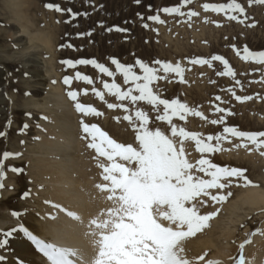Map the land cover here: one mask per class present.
Listing matches in <instances>:
<instances>
[{"label":"rangeland","instance_id":"rangeland-1","mask_svg":"<svg viewBox=\"0 0 264 264\" xmlns=\"http://www.w3.org/2000/svg\"><path fill=\"white\" fill-rule=\"evenodd\" d=\"M28 54L40 60L46 78L48 92L40 97L33 96ZM55 89L72 112L64 115L74 121L75 155L95 191L104 189L110 163L97 154L102 142L93 132H81L92 124L134 150L137 161H125L130 174L139 163L150 165L144 159L169 137L195 154L190 172L197 184L211 182V165L242 171L210 187L213 202L188 196L187 221L204 218L202 233L197 223L189 225L198 238L221 212L213 203L231 201L243 185L264 186V0H0V224L32 208L36 180L29 152L57 133L54 119L62 109ZM126 154L112 157L111 166ZM249 215L228 246L221 242L228 252L244 241L235 259L264 228V213ZM11 227L0 230V251L9 237L2 231ZM207 258L208 264L223 260Z\"/></svg>","mask_w":264,"mask_h":264},{"label":"bare ground","instance_id":"bare-ground-1","mask_svg":"<svg viewBox=\"0 0 264 264\" xmlns=\"http://www.w3.org/2000/svg\"><path fill=\"white\" fill-rule=\"evenodd\" d=\"M22 36V34L15 36L17 44H20L21 40H23L21 38ZM36 39L40 40L39 38ZM42 42H44L45 45H50L48 37H44ZM26 60L29 64L31 63L29 74L31 78H33V96L40 97L43 92H48V88H46V78L42 76L40 71V60L36 58L35 55L29 54ZM55 90L58 94H56L54 98L57 97L59 103L61 102V105H63H56L57 109H62V111L58 109L56 118L54 119L55 126L53 125V130L55 129L57 133L51 132L52 130L47 131V134L50 136L52 135V137L55 133V137H53L54 140H49L47 138L42 139L40 142H37L38 144L34 143L36 146L32 147L33 150H31V145L28 146L31 150L29 154L32 152V156L29 157V161L32 163L30 172L36 180V182L33 183L35 184V186H33V194L35 195L34 198L30 200L32 208L25 211L20 216H14L13 214L10 217L13 220L8 217H2L4 222H1L0 230L8 223L9 225L14 223V227L3 229L2 231L8 232L9 237L4 238L6 245H4L0 251V264H46L42 255L36 252V246H40V244L33 246V242L36 239H40L41 242L57 241L68 244L71 252L79 254L80 258L85 257L88 261L95 260L100 252V236L110 232L117 223L131 212V208L125 205L127 198L124 193L116 191L109 181L110 177L116 176V172L113 170V164L111 166L112 160H110L112 157H116V154L111 153V157L108 159L111 167L109 166L102 174L105 185L104 189L98 188L95 191L94 186L91 185L85 172L86 164L81 161L79 156L75 155L76 150L80 151V149H78L80 146L74 147V145H76V139L74 141L76 134H74L73 130L74 121L68 114L64 115L70 110L65 108L67 105L62 103L59 92L57 89ZM70 114L73 116L72 112ZM57 116H60V119H58ZM45 120L47 119L45 118ZM48 120H50L49 117ZM33 134V132L29 133V135ZM38 137L36 136V138ZM174 139L175 137H169V142H160L159 146H155L158 147V157L161 159L159 165L155 166L154 160H149L148 162H150V165L143 167L144 171L141 172V176L137 175V168L131 170L130 177H136L143 183L151 181L169 183L180 188L183 193L176 198L175 202L169 203L160 200L154 203V214L160 223L167 228L179 230L188 228L187 226L192 223H197L202 233L203 228L202 225L199 224V219H201L203 223L204 218L198 216L193 221L192 218H189L187 221V216L190 212L188 208V196L193 195L198 198L200 196H209L210 199L212 198L210 201L213 202L216 198L211 196L210 190L213 189H210V187L214 188L223 183L224 180H217L210 177L208 180H211V182L208 187L202 186L203 184H197L191 176L192 171L190 170V168L194 167V165L191 164V159H194L195 154L190 152L192 149L190 151L187 150L184 145H179L178 143L180 142ZM150 141L153 142V140ZM155 144L153 143V145ZM204 149L206 150V148ZM137 153H139V151ZM146 153L148 152H145V154ZM51 156H53L54 159H52ZM55 158L59 160L57 159V161ZM135 161L137 160L135 159ZM148 162L145 163L148 164ZM155 169L159 171L155 173ZM235 177L236 176L233 178L234 180H236ZM228 178L229 177L226 179ZM262 187L256 184H248L245 187L243 185L240 187V190H238L235 198L231 201L218 204L220 200L218 202L216 200L217 203H213V207H216L215 209H217L218 205L222 207L219 215L216 212L214 218H212V216L210 217L214 223L212 230L208 227L206 235L201 234L202 236L198 238L197 235L199 233L194 229L188 237L178 239L166 247L171 251L173 257L176 258L175 260L177 263L208 264V262H210L207 258L208 255L223 259L220 264H229L235 260L234 255L236 248H239V245L244 241H240L234 248L229 247L230 249L228 248V252L225 250L227 253H225L221 242H224V245L228 246L229 241L234 238L232 235L237 231V227L242 222L244 215L264 213V188ZM223 196V193L218 195L220 199H223ZM198 201H201V199L197 200V202ZM65 212H68L69 215H66ZM250 242L249 245L242 248L244 251H248L244 256L243 264H264V228L260 230L257 235H253ZM135 250L139 252L143 258L147 256V253L143 255L139 247H136ZM153 251L155 252L157 250L153 249Z\"/></svg>","mask_w":264,"mask_h":264}]
</instances>
